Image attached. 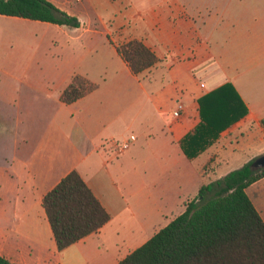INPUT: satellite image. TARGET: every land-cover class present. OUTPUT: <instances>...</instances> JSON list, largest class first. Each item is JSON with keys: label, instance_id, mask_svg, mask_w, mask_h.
<instances>
[{"label": "crops", "instance_id": "1", "mask_svg": "<svg viewBox=\"0 0 264 264\" xmlns=\"http://www.w3.org/2000/svg\"><path fill=\"white\" fill-rule=\"evenodd\" d=\"M47 1L69 15L79 14V7L74 3H80L81 0ZM158 7H162L160 16H156ZM88 8L97 10L92 5ZM6 18L13 17L0 15V26ZM155 20L164 22L155 25ZM78 21V28L35 22L41 23L44 32H64L65 35L54 40L53 43H56L59 39L72 41V31L84 27L82 20ZM99 21L105 28L103 35L108 47L118 57L115 49L117 46L114 45L116 38L112 37V33L124 27V31L132 37L125 43L133 39L141 41L160 63L136 77L120 57L128 70V76H117L114 82L109 83L107 80L94 82L83 77L93 86L92 91L71 104H65L61 102L60 95L74 76L71 77L65 87L59 90L55 106L58 105L57 108L62 113L66 111V114L68 106L73 107L75 111L72 119L67 117L68 114L59 116L55 113L46 121L34 151L17 147L16 139L10 142L9 149H0V256L12 264H117L148 239L128 249L126 255H120L116 250L110 257H105L100 251L101 237L108 231L119 229L116 223L121 219H124L125 225L130 226V216L147 212L146 207L153 210L156 208L157 201L149 187L153 183L155 171L164 169L177 172L176 175L172 174L170 182L175 184L172 187L178 188V198L179 188L187 182L192 184V193L179 199L182 201L183 212L185 204L197 195L203 184L200 170L203 157L208 153L216 155L217 151L232 154L229 135L233 133L234 126L241 125L244 131L249 129L250 124H256L258 142L261 140L259 145L264 146V42L258 52L256 68L259 70V82L255 87L249 83L250 78H246L251 67L246 70V74L239 75L237 70L230 72L222 63L224 51H221L223 44H220L224 38L214 37L216 31H221L220 25L216 26L208 18H201L196 10L181 0H172L170 3L160 1L156 6L150 5L142 10L128 8L124 12L120 11L111 21ZM152 27L162 29L153 30ZM144 28H148L149 36L141 40ZM208 29H211L210 33L206 32ZM10 49L9 36L1 34L2 59L6 58ZM218 66L219 72L216 74L224 76L226 80L212 85L208 81L212 82L214 76H210L203 83L198 69L207 73L210 68ZM161 67L165 69V83L159 86L154 81L145 82L144 78L151 74L157 78L159 75L156 73ZM129 77H132L135 84ZM226 82L236 89L247 108V114L221 133L220 146L218 142L197 158H186L179 142L199 122L198 99ZM128 90H132L130 94L134 93L138 98L127 105L119 95ZM126 97L122 95V98ZM4 98L9 100L8 93L0 89V99ZM178 104L183 106V110L179 118H175L173 112ZM15 123L19 125L20 119L17 118ZM129 128H135L149 141V147L139 153L140 160L137 163L140 171L144 170V174L148 171L149 174L146 180L142 176L138 183L129 182V189L125 193L117 188L121 168L112 161L126 153L125 149L119 150L118 145L126 142L128 149L136 137L130 135L118 145L113 142L119 139L123 129ZM0 139H4L2 134ZM247 139H253L249 131ZM206 161H212L215 165L220 163L216 158L213 160V157H208ZM188 165H193V168L189 170ZM71 171L81 176L111 219L97 233L58 252L41 203L43 196ZM123 212L125 215L119 217ZM153 213L156 217L163 216L159 211ZM153 231L155 233L157 230ZM139 239L138 233L130 242Z\"/></svg>", "mask_w": 264, "mask_h": 264}, {"label": "rangeland", "instance_id": "2", "mask_svg": "<svg viewBox=\"0 0 264 264\" xmlns=\"http://www.w3.org/2000/svg\"><path fill=\"white\" fill-rule=\"evenodd\" d=\"M160 1L170 3L172 0H81L80 3H74L79 7V14L74 15L80 22L82 20L84 27L72 31L74 37L72 41L59 39L56 43H53L54 40L65 35L64 32L59 30L44 32L39 22L6 18L4 24L0 26V46L1 34H4L9 36L11 49L3 59L0 50V89L4 90L5 94L8 93L9 100L5 99L7 97L0 99V134L4 137L0 139V149H9L10 142L14 139L17 140V147L21 149H32V151L36 149L46 121H49L55 113L59 116L66 114V111L62 113L63 111L57 108L58 105L55 106V98L71 77H86L94 82L107 80L109 83L114 82L117 76L129 74L120 57L111 52L108 47L103 35L105 28L99 20L111 21L119 15L120 11L124 12L128 8L142 10L150 5L156 6V3ZM181 1L187 3L189 8L196 10L201 18H208L216 26L220 25L221 31H216L214 37L224 38V42L220 44H223L221 51H224L222 63L229 68L230 72L237 70L239 75L246 74V70L251 67L246 78H250L249 83L257 87L258 52L264 42V0ZM89 5L97 10L88 8ZM160 8L162 7L157 8L156 16H160ZM160 22L162 24L164 21L155 20L154 24L157 25ZM152 28L153 30L162 29L161 27ZM206 32L210 33L211 29ZM141 34V40L149 36L148 28H144ZM129 35L124 31V27L120 28L119 32L112 33V37L116 38L114 45L124 44L132 38ZM216 68H210L207 73L198 69L199 78L203 83H206L205 80L210 76H214L212 82L208 81L212 85L226 80L224 76L216 74L219 72V66ZM160 71L165 72V69H159L158 73ZM129 78L135 84L132 77ZM131 92L132 90H128L119 95L127 105L131 100L136 101L138 98L134 93L130 94ZM124 94L126 98H122ZM67 111V117L72 119L75 109L68 106ZM17 118L20 119L19 125L15 123ZM242 129L241 125H236L232 129L233 133L229 135L233 148L232 154L217 151L216 155L208 153L203 157L200 163L203 184L215 182L264 154V146L259 145L261 140L258 142L256 124H250L248 130L242 131ZM248 131L253 136L252 140L247 139ZM130 135H134L136 140L132 141L128 149H125V154L119 155L112 161L119 164L121 168L117 188L125 193L129 189V182L138 183L142 176L146 180V175L149 174L148 171L145 174L144 170L140 171L137 164L140 160L139 153L150 145L149 141H146L147 138L144 139L139 131L135 128L123 129L119 139L113 143L118 145ZM218 142L220 146L221 141ZM208 157H213V160L216 158L220 163L215 165L212 161H206ZM187 168L190 170L193 165H188ZM181 169H183L182 166ZM173 173L177 174L164 169L153 173L154 180L149 187L155 196L153 198L157 201L156 208L153 210L146 207L147 212L135 214L134 217L128 216L131 221L130 226L125 225L124 219H121L116 223L119 229L103 234L100 242L102 245L100 251L103 256L110 257L116 250L120 252V255H126L128 249H133L142 241L149 239L154 229L158 231L168 223L167 221L182 212V201L179 199L192 193V184L187 182L179 188L178 198L176 196L178 188L172 187V184H175L170 182ZM246 194L264 219V179L251 185L246 190ZM154 211H159L163 216L156 217ZM123 215H125L124 212L119 217ZM138 233L139 241L131 243V239Z\"/></svg>", "mask_w": 264, "mask_h": 264}, {"label": "trees", "instance_id": "3", "mask_svg": "<svg viewBox=\"0 0 264 264\" xmlns=\"http://www.w3.org/2000/svg\"><path fill=\"white\" fill-rule=\"evenodd\" d=\"M0 15L78 28L77 17L47 0H0ZM130 72L139 77L159 64L155 54L133 39L115 47ZM159 69H164L163 67ZM158 69V71H159ZM151 72V71H150ZM145 82L161 86L165 72ZM82 77H74L62 91L61 102L71 104L92 91ZM199 122L179 142L188 159H195L220 140L223 131L247 114L231 83L198 99ZM250 162L223 178L202 184L184 211L156 231L117 264H264V220L246 190L264 178V169ZM58 252L97 233L111 219L76 171L69 172L42 198ZM0 264H12L0 256Z\"/></svg>", "mask_w": 264, "mask_h": 264}, {"label": "water", "instance_id": "4", "mask_svg": "<svg viewBox=\"0 0 264 264\" xmlns=\"http://www.w3.org/2000/svg\"><path fill=\"white\" fill-rule=\"evenodd\" d=\"M250 168L254 171L264 169V154L254 159Z\"/></svg>", "mask_w": 264, "mask_h": 264}, {"label": "built area", "instance_id": "5", "mask_svg": "<svg viewBox=\"0 0 264 264\" xmlns=\"http://www.w3.org/2000/svg\"><path fill=\"white\" fill-rule=\"evenodd\" d=\"M183 110V106L181 104L177 105L176 110L173 112V117L179 118L181 111ZM119 150H124L127 148V143H122L121 145H118Z\"/></svg>", "mask_w": 264, "mask_h": 264}]
</instances>
